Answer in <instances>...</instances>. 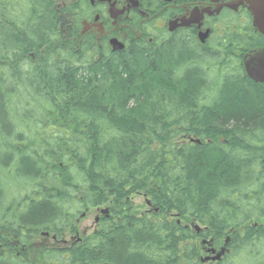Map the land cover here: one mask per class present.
I'll use <instances>...</instances> for the list:
<instances>
[{
	"label": "trees",
	"instance_id": "1",
	"mask_svg": "<svg viewBox=\"0 0 264 264\" xmlns=\"http://www.w3.org/2000/svg\"><path fill=\"white\" fill-rule=\"evenodd\" d=\"M140 2L156 14L159 0ZM64 4L0 0V244L61 238L86 208L111 215L69 248H0V264H264V85L241 65L264 37L247 22L221 55L195 54L187 35L88 54L93 41L79 50L78 39L90 0ZM136 194L157 211L134 214ZM198 236L226 247L223 260L203 261Z\"/></svg>",
	"mask_w": 264,
	"mask_h": 264
},
{
	"label": "flooded vegetation",
	"instance_id": "2",
	"mask_svg": "<svg viewBox=\"0 0 264 264\" xmlns=\"http://www.w3.org/2000/svg\"><path fill=\"white\" fill-rule=\"evenodd\" d=\"M61 1L62 5L64 6L65 0ZM138 1L139 5L137 7H133L131 3L129 4L128 0H110V2L107 0H90V4L92 7L90 15L88 13L87 16L81 20V29L78 39L79 50L84 47V40L86 38H89V40L93 41L91 48L87 51L88 54L93 51H96V54L100 53L102 55L107 54L108 51L111 53H115L116 51L110 44L112 38L119 39L124 44L125 48L131 46V44L136 43L135 39H137V41L144 39L147 42L151 43L153 41V37L151 36V26L149 22H147V20L150 18L149 16H152L151 18L154 17L158 23V25H156V29L158 30V39L160 38L162 44L167 42L170 38H178L179 36L181 37L183 35H187L188 38L192 36L194 40L193 43H196L197 48L200 51H203V53L208 52L210 54H216L220 52V55L223 54L222 42H228V40L226 41V37L236 32L235 27L237 26L240 28L241 24L245 25L247 22H249L251 23L252 29L255 32H258L253 26V18L248 8L242 5L235 7L236 3L238 4V0H190L185 2H183L182 0H159V7L156 14L154 15H149L147 12H145L141 6L140 0ZM112 3H115V9L117 11H121L125 7L127 9L122 14L116 15V18H112L109 12L110 5ZM228 5H231L232 7L230 8L228 7ZM229 16L235 18L240 17V21L242 23L235 26L236 21H230L228 24V20H232L229 19ZM223 17L227 18V23H225V25L223 24ZM187 20H192L193 23L186 26L179 25L182 23V21ZM173 23L175 25H173ZM232 23L234 24V26H230V24ZM171 26L174 27L173 30L170 29ZM200 34L201 37L206 34L204 42L200 40ZM236 34L234 33L236 37L240 36L239 34ZM64 37L67 38L68 36L64 35ZM263 47L264 44L243 52L241 65L245 73V56ZM219 48H221V51H219ZM198 49L193 47V51L195 54H198ZM29 55L31 56L33 61L37 62L39 60L36 59L34 53H30ZM219 63H221L220 66H215L216 68L210 70L209 76V79L213 81L212 78L217 75L214 81L216 80L218 83L220 79H223L224 74L223 61ZM235 69V65L232 64L230 66V70L234 71ZM25 78L26 80L28 79L27 77ZM249 79L254 81L250 77ZM256 83L264 85V83L262 82ZM19 91L20 93L17 91L14 94V98H19L21 96V93L25 92L24 89H19ZM26 102H28V100ZM19 106L22 107V105ZM87 211L88 209H86V212ZM102 216L103 215L101 213L97 216L99 218L98 222L100 221ZM76 220L78 221V219ZM71 227L68 231L62 233L61 246H59V244H56L59 242V238H57L56 235H54L56 236V238H54L51 234H45L46 238H49V236H51L53 240V244H45V247L65 249L69 248L74 242H78L79 237H81L80 229H74ZM67 233L71 235L70 238L72 241H70V239H67ZM11 244V247L16 250V254L18 255L20 254V251L23 250L22 248L26 247L20 246L17 239L14 237L11 239ZM19 247L22 248L18 249ZM0 248L6 250L7 252H9L11 249L10 246L4 247L1 246V244Z\"/></svg>",
	"mask_w": 264,
	"mask_h": 264
},
{
	"label": "rangeland",
	"instance_id": "3",
	"mask_svg": "<svg viewBox=\"0 0 264 264\" xmlns=\"http://www.w3.org/2000/svg\"><path fill=\"white\" fill-rule=\"evenodd\" d=\"M149 17L150 18L147 20V22H149V24L151 26L150 27V30H152L151 36L152 37L153 36L158 37L159 36L158 33H157L158 30L156 29V25H158V23H157V21L155 20L154 17L153 18H151L152 16H149ZM229 19H232V20H228V24H229L230 21H236L235 26L242 23L240 21L241 20L240 17L239 18H235V17H230L229 16ZM242 21H243V18H242ZM225 23H227V18L223 17V24L225 25ZM231 25L234 26L233 23L230 24V26ZM242 25L244 26V24H241L240 28L237 27V26L235 27L237 34H242L244 32L243 29H242L243 28ZM223 28H224V26H223ZM4 38L7 39L8 36H4ZM4 38L2 36L0 37V40H1L0 41V45H2L3 42H5V40H3ZM192 44H193L192 47L198 49L197 46H196V43L192 42ZM19 59H21V58H17V60H19ZM2 62L4 63V61H2ZM216 76H214L212 78L213 81L216 78ZM27 100H28V94L25 93V92H22L21 96L19 98H17L15 100V102H17V103H19V104H21L23 106V105H25ZM32 106L34 108H36V106H34V105H32ZM29 108H31V107H29ZM7 173H9L8 174L9 178L6 181V184H7L8 189H10L9 192H12L13 190H15V187H17V186L19 187L20 186L19 183H21V182L18 181V183H17V181H14L16 179V176L12 177V174H14L13 168L10 167L9 170H7ZM23 182H25V186H27L28 180L25 179V180H23ZM132 199H133V201L135 203L134 204L135 205L134 206V210H133L134 214L139 216V215H141L142 213H144L146 211H151L152 208H150L148 206V204L146 203L145 197L142 194L133 195ZM103 207H106V206L104 205V206H102V208ZM83 211L85 212L86 209L83 210ZM98 215H100L99 209L97 207H91V208H88V211L85 213V216L81 215L80 218L78 217L79 219H78V221L76 220L75 225H76V228L80 229L81 238H84V237L90 235L96 229V225L97 224H96V219L95 218ZM185 222L186 221L183 220V223H185ZM70 236L71 235L69 233H67V235H66L67 239H70V241H72ZM8 240H11V239L8 238ZM58 240H59V242L56 243V244H59V246H61L62 245V238H59ZM202 240L203 239L201 237H197V239H196V242L198 243V245L200 247V252H201L202 259H205L207 257L211 258L213 255H215V254L211 253V248L214 247V246L213 245L211 246L209 243L203 244ZM45 244H49V245L53 244V240H52L51 236H49V238H46L43 235H35V237L32 238V241L26 246L27 248L23 247L22 248L23 250L22 249L21 250H22V253L26 254L29 258H32V257L35 258V254L40 250V247H45ZM18 249H20V247ZM13 250L14 251L7 252V253L16 254V252H15L16 250L15 249H13ZM222 260L223 259L221 258L219 261H222ZM213 262H215V261H213Z\"/></svg>",
	"mask_w": 264,
	"mask_h": 264
},
{
	"label": "water",
	"instance_id": "4",
	"mask_svg": "<svg viewBox=\"0 0 264 264\" xmlns=\"http://www.w3.org/2000/svg\"><path fill=\"white\" fill-rule=\"evenodd\" d=\"M110 2V0H107ZM129 4L131 3L133 7H137L139 5L138 0H128ZM239 5L246 6L248 10L250 11L252 17H253V25L256 28V30L264 36V0H238V4L236 3L235 7H238ZM228 7H232L231 5H228ZM127 8L125 7L121 11H117L115 9V3H112L110 5V15L112 18H116V15L122 14ZM117 11V12H116ZM193 23L192 20L182 21L179 25H189ZM172 25V23H171ZM173 25H175L173 23ZM170 29H174V27L171 26ZM204 34V33H203ZM201 37V34H200ZM206 34L203 35V37L200 38L201 41H205ZM110 44L112 48L115 51H120L124 49V44L119 41L117 38H112L110 41ZM245 70L247 75L253 79L256 82H262L264 83V47L254 51L253 53H249L245 56ZM148 204L149 201H148ZM157 210V208H155ZM102 212L106 213L108 212L107 209H103ZM196 229L199 230V227L196 226ZM212 252H215L213 249ZM224 254V250L222 249L219 253L212 256L211 258H205L203 261L207 260H220L222 255Z\"/></svg>",
	"mask_w": 264,
	"mask_h": 264
},
{
	"label": "bare ground",
	"instance_id": "5",
	"mask_svg": "<svg viewBox=\"0 0 264 264\" xmlns=\"http://www.w3.org/2000/svg\"><path fill=\"white\" fill-rule=\"evenodd\" d=\"M29 34H31V35H34V33L33 32H30L29 31ZM146 41V40H145ZM153 45V44H152ZM26 84L27 85H25V89L26 90H34L35 89V83L34 82H26ZM20 84L18 83V84H16V86L18 87V88H21L20 86H19ZM221 91H222V89L220 90V93H219V95H221ZM218 95V96H219ZM220 97V96H219ZM216 99H213L212 101H211V103L213 102V103H216V101H215ZM170 217L172 218V217H174L173 215H170Z\"/></svg>",
	"mask_w": 264,
	"mask_h": 264
}]
</instances>
